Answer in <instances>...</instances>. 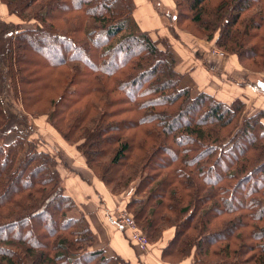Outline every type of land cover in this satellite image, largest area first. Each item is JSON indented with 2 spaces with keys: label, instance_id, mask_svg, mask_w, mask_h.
Wrapping results in <instances>:
<instances>
[{
  "label": "trees",
  "instance_id": "obj_1",
  "mask_svg": "<svg viewBox=\"0 0 264 264\" xmlns=\"http://www.w3.org/2000/svg\"><path fill=\"white\" fill-rule=\"evenodd\" d=\"M177 1L185 3L189 23L209 33L207 41H212L217 32L215 44L218 50L231 54L239 63L249 60L257 65L258 58L264 62V0H172L174 9L179 7ZM0 3L5 4L8 14L20 19L26 18L24 12L36 4L38 14L34 18L50 30L46 35L40 34L39 28L17 34L13 25L0 21V60L5 63L10 79L14 62L19 67L44 68L49 80L41 78L45 81L43 86L50 93L60 94L56 106H61L65 117L74 106L83 102L84 111L77 116L79 124L73 129H80L77 134L84 138L87 149L84 158L88 167L95 171L97 167H93L91 160L98 161L99 167V159L108 152L111 165L118 167L130 160L135 150L139 155H135V161L142 165V172L148 170L150 175L153 174L150 178L155 184L148 190L149 200L151 202L152 197L158 201L155 206H149V200L144 206L138 205L139 211L149 209L147 219L142 222L143 215L133 210L136 224L142 223L143 230L147 227L150 232H158L159 215H163L162 206L167 201L180 203L179 210H173L176 219H179L178 213H189L192 203L196 202L202 220V225L199 224L201 232L207 230L211 222L232 216V220L225 219L220 224L228 237L222 250L211 254L213 257L227 259L250 253L243 263L264 264V111L247 116L242 112L243 104L239 98L231 104L206 93L192 99L189 89H179L182 77L175 70L173 53L168 46L160 45L162 39L153 40L140 32L132 19L134 0H0ZM154 3L160 6V3ZM59 8L67 11L54 12ZM70 13L80 14L74 19L76 23L84 25L88 21L86 26L90 28L97 23L102 27L100 30L105 38H96L95 33L93 39H87L86 57L78 55L77 43L68 38L66 40L71 42L66 44L63 41L66 36L59 32L61 24L66 22L64 16ZM171 13L164 11V18ZM54 21L59 26L54 25ZM171 27L170 32L173 31ZM80 29L75 32L80 33ZM82 31L85 33L83 27ZM37 46L45 50L56 49L60 57L47 61L36 52ZM29 51V57H25L23 54ZM36 58H43L44 62L40 63ZM77 65H83V70ZM19 70L22 74L27 71L24 67ZM38 70L30 71L32 81L36 80ZM14 82L11 89L15 92V102L19 96L28 97L34 93V90L24 89L23 93H17ZM3 100L0 89V209L12 203L20 205L18 200L25 198L26 202L34 204L28 210V218L44 217L41 207L57 208L58 215L66 218L67 211L77 210L78 205L65 193L54 160L37 151L18 159L23 141L17 138L9 145L5 144L4 138L9 133L6 125L12 116ZM51 114L55 115L54 112ZM231 123H234L232 132L222 139L221 131ZM96 147L98 151H93ZM223 181H231V188L222 187ZM135 202L131 201L129 206ZM130 209L128 207V211ZM80 213L82 215L75 223L67 218L60 227L53 222L56 214H52L42 230L47 243L32 244L25 250L20 248L23 255L11 251L12 240L0 238V264H78L77 260L83 256L89 257V263L84 264L96 260V264H109L103 250L96 249L79 257L73 255L81 247H91L94 242L88 220L82 211ZM3 215H0V222ZM160 222L165 224V218ZM17 224L19 222L2 224L0 231L15 229ZM249 226L252 235L250 232L246 235L254 242L246 246L243 234L236 233ZM69 228L76 231L79 242L72 241L75 236L71 239L68 234L60 235ZM196 233H199L198 229ZM15 237L12 239L17 240ZM38 237L42 238L40 234ZM231 241L241 242V250L232 249ZM17 242L25 246L23 241ZM176 244L175 236L162 251L164 262L174 264L166 260L175 257L169 252L170 247L172 253L182 257L176 263L190 257L189 238L181 240L178 247ZM193 245L198 249L197 258L192 256L194 262L207 264L202 258L209 257L210 252L202 248L201 240L198 243L195 239Z\"/></svg>",
  "mask_w": 264,
  "mask_h": 264
},
{
  "label": "rangeland",
  "instance_id": "obj_2",
  "mask_svg": "<svg viewBox=\"0 0 264 264\" xmlns=\"http://www.w3.org/2000/svg\"><path fill=\"white\" fill-rule=\"evenodd\" d=\"M80 1L81 0H76V2H80ZM177 4L179 7H176V9H174V11L171 13L169 17L167 16V20L169 19L168 21H170V25L172 26L171 29L173 30L171 32L172 37H175V35L177 34V30L175 29L176 30L175 31L173 28H177L179 31L181 30L185 31L188 34L191 33L193 37L195 36L194 38L201 41L199 42L200 44L203 45L211 44L213 47L212 53L215 50L216 54L220 53L219 55L225 58L230 57L236 60V58L234 56H231V54L222 52L221 50L217 49L215 44L216 38L218 36L217 32L213 35L212 41H207L206 35H208L209 33H206V31L204 32L203 30L202 32L198 25L190 24L189 21L186 19V17H189V12H186L185 3H183L182 1L181 3H179L177 1ZM180 4H182V6ZM98 5L100 6L101 4ZM35 8H36V4H34L30 9L24 12V17L26 18L20 19L19 16L16 17L14 15H9V18L5 16L6 20H0V21H3L5 24L13 25L14 28L16 29L17 34H21V32H26V31L33 32L38 28H39V32L41 31L40 34H44V35H46L45 33L50 34L49 33L50 30H48V28L46 27L43 28L37 21V18H34L37 17L38 14L37 9L35 10ZM158 9L161 11L163 15H164V11H167L162 7H160L159 5H158ZM55 11L58 13H60L61 11L65 13L67 10L64 8H59L54 10V12ZM64 17L66 22L61 24L62 30L60 29L59 31L60 33H63L62 34L63 36H66L64 37L65 39L63 41H65L66 44H69L71 41L66 39L71 38L75 43H77L76 47H78L79 49L78 55L80 57H86L87 56L86 50H88L89 48V45L87 44V39L88 40L93 39L95 33H96V38L99 37L102 38L104 36L102 31L100 30L102 29V27L97 23L95 25H92V28H90L86 26L88 24V21L84 23V25L80 23H76L77 21H75L74 19L75 17L79 18L80 14L70 13V15ZM9 19H11L12 21H9ZM54 25L59 26L55 21H54ZM82 27L85 29V33L82 31ZM79 28H81L79 30L80 33L77 31L75 32V30H78ZM55 30L58 32L57 29ZM46 37L47 38L45 39L46 41L45 43L48 47L49 38L48 36ZM12 42L13 44L16 45L15 40H13ZM160 45L167 46V42L163 40V42H161ZM160 47L162 48V46ZM35 50L40 55H42V57L47 61L57 60L60 57L59 52L56 49L51 50L47 48L45 50V49H40V47L37 46ZM29 53L30 51L27 54H23V55L25 57L27 56L29 57ZM60 54L62 55V52ZM43 58L42 60L37 59V61H39L40 63L44 62ZM235 65H236L235 66L236 69L234 70L238 71V73L235 74L231 72L234 74V76H236L233 78V80L235 82H239V84L245 88L243 89L244 90L243 92L247 91V93L245 94L243 93V97H240V102L243 104L242 112L247 116H252L261 111H264V95L260 90V88L257 86L258 82L264 81V62H262V60L258 58L257 65H253L252 61L249 60L243 61L242 63H239L236 60ZM22 67L27 69V71L23 74L20 73L19 70V68ZM22 67H19V65L16 62H14V67L12 68V72H11V79H12L11 82V79L9 78V74H6L5 63L3 62V60H0V89H1L2 100L4 99L3 102L6 104V108H9V110L7 111H9L10 115L12 116L11 120L6 125L7 126L6 129L8 130L9 133L4 138L5 144L9 145L13 143L17 138L18 141L20 140L23 141V144L21 145L22 151L18 155V159L24 158V155H26L27 153H31L32 151L48 154L56 164V169L59 173L61 185L62 187L65 188V193H66V184H68L71 179H74V177H77L88 183H90V180L93 181L94 178L100 181V183L110 194V198L112 200L109 202L108 205H106V210H107L106 213L108 214L107 216L108 223L110 221L111 224L113 226H116V228L119 229L121 232H123V230L119 228L116 224V220L120 215L127 213V215L133 220V222H135L133 218V210H135L143 215V219L141 220V222L144 219H147L149 214L148 213L149 209H146L145 211H139L138 205H142V206L146 205L147 200H149L151 196L148 190L151 187H153L155 183H153L150 178V176H152L153 174L150 175V172H148V170L143 173L142 165H137L135 161V155H138V153H136V151L134 150L132 156H130L131 159L126 160L123 164L117 167L111 165L112 158L110 152H108L106 156H104L102 159L101 158L99 159L100 160L99 167L96 165L98 161L91 160L93 167H97L95 171L94 169L91 170L86 164V160L84 158V154H86L87 152L86 151L87 149L85 148L86 144L84 145V140H83L84 138L79 137V135L77 134L78 132H80V129L78 130L73 129L74 126L79 124L78 121L80 119L76 120L77 116H79L84 111V108L82 107L83 102L81 104L74 106L69 112H67L66 115L67 118H66L62 113L61 106L59 107L56 106L60 94L55 91L53 93H50L43 86L45 81L41 80V78H47V80H49L48 76L45 75L46 72L44 68H40V70H38L34 66H22ZM76 67H80L81 70H83L84 68L83 65H77ZM37 70H38L37 73L38 75L36 76V80L32 81V79L29 77V73L30 71H37ZM69 74H71V71L69 72ZM225 74L229 80L230 73L226 72ZM23 78L25 81L22 82ZM13 80H15L14 83L16 86L17 93L18 92L23 93V89L28 90V92L30 90H34V93L30 94L28 97H26V95L25 97L19 96L18 100H16L15 102L14 101L15 95L13 96V93L15 92H13V90L11 89ZM50 84L51 83L49 82V88H51ZM179 89L181 88L179 87ZM191 98L194 99L196 98V96H192L191 94ZM231 102H226V104H231ZM209 103L210 101H207V104ZM174 109H172V111ZM53 112L55 113V115L51 114ZM188 118L189 117H187V119ZM70 120L72 121V123H70ZM262 122H264V120H262ZM83 123L84 122L82 121V126ZM12 128L14 130L10 131ZM233 128H234V123L233 124L231 123L228 127L224 128V130L221 131L220 137L222 139L227 138L232 132ZM206 130H208V128ZM65 137L69 140H66ZM79 147L82 148V151L80 150L78 151ZM93 151H98V147H96ZM147 176H149V178H146ZM223 182L224 183L221 185L222 187L229 186V188H231L232 185L231 181H223ZM67 190H72V189H67ZM35 195L37 197H40L39 194H35ZM93 195L95 194H90V196ZM225 195L229 196V194H225ZM16 197H18V195ZM96 199L100 201V203L106 204L101 201L100 196H97ZM151 200H152L151 202L149 200L150 202L149 206L151 205L155 206V203L158 201V199L157 198L153 199L151 197ZM18 201L20 202V205L18 204L16 205L15 203L14 204L12 203L0 209V215L4 214L1 219L0 225L2 224L8 225L14 222L17 223L19 222V224H17L15 229L7 230L4 229L5 227H3L4 230L0 231V238H7L13 241L14 246H10V247L12 248L11 251L15 252L16 254L23 255L22 251H20V248L25 250V248L29 249V247H31L32 244L37 245L38 243L41 242V245H43L47 243L45 237L42 234V230H45L44 224L50 221L52 214L53 215L56 214L55 217L53 218V222L55 223V225L59 227L61 222L65 221L67 218H71L75 223L79 219L80 215H82L80 213L81 212L80 205L77 203L78 205L77 210L67 211L65 215L66 218L58 215L59 213L56 212L57 208L53 210L51 209V207L49 209L47 208L41 209L42 208L41 207L40 210L41 212H44V217L38 219H32V218H28L30 216V214L28 215V210L32 209L34 204H31L28 201L26 202L25 198H21ZM131 201L132 202L136 201L133 204V206H129V203ZM194 203H192L191 205L192 208L190 209L189 213L184 215L178 213L179 219H176L174 211L177 212L179 210L178 207H180L181 205L178 206L180 203L176 204L175 202L172 203L170 201H167V204L165 203L162 206L164 209L162 211L163 215H159V219H158L159 223L157 225V227H159V229L157 230L158 232H154V231L150 232V230H148L147 227L144 228L143 230L142 223H140V226L138 225V223L136 224V222L134 224L139 229V231L147 238L149 246L150 244L160 242L165 244L164 246L166 247L167 245H170V242L176 236V241H177L176 247H178L181 240H183L186 237L189 238V243L192 246V248H190L189 250L190 257L194 256V259L197 258V254H198V249L196 248L195 245H193L195 244V239H196L198 240V243L201 240V243H203L202 248L210 252L209 257H206V259L202 258L204 262L207 264H216V263L217 264H248L243 262H245L244 260H246V258H248L251 255L250 253L243 257H238L237 255H233L232 257L227 259L225 258L223 259L220 257L217 258L211 255L213 252L221 251L222 248L226 245V239L228 236L226 233L222 231L220 224H222L225 219L227 221L232 220V216L229 217L224 216L214 222H211L208 226V229L201 232L199 224L202 225L201 223L202 220L198 211L197 203L196 205ZM128 207L131 208L129 211H128ZM167 207L171 209L167 210L168 209ZM84 216L86 217L85 214ZM236 216L239 215L236 214ZM164 218L166 220L165 224L164 222H160V220L163 221ZM93 221L94 223H99V220L96 217L93 218ZM77 226L80 225L78 224ZM72 227L77 229V227L74 226ZM160 227H162V229H160ZM196 229H198L199 233H196ZM251 230L252 228L251 226H249L243 231L236 233V234L239 233L243 234V238H242L243 244H246V246H249L254 242L253 240H251V238H247L246 235L247 232H250V234L252 235ZM38 234H40L42 238H39ZM67 234L68 237H71V239L72 237L75 236V239L73 238L72 241L74 242L77 241L75 230L69 228L65 232H60V235L62 237L66 236ZM14 237L17 240L12 239ZM127 238H128V234H127ZM20 240L23 241L22 244H24L25 246L22 247L21 243L17 242ZM230 244L232 245L231 246L232 249L237 248L241 250L242 247L241 242L231 241ZM74 247L76 248L77 244ZM171 249L172 247L169 248V252L171 254H174L175 257H171L166 260L171 263L177 264L176 262L179 261L182 257L178 256V253L176 252L172 253ZM94 250H96L95 240L92 243L91 247H87V246L81 247V249L76 251L75 254L73 253V255L79 257L82 256L83 254H86L87 252H93ZM103 256L105 257V259L108 260L107 262H109V264H122V261L114 255L106 254L104 252ZM235 256H237L238 259H236ZM79 258L80 259L77 260L78 264L89 263L88 256L85 257L83 256ZM90 260H94V259L91 258ZM238 261H241V263H239ZM96 263H98L97 260L96 262L91 264H96Z\"/></svg>",
  "mask_w": 264,
  "mask_h": 264
},
{
  "label": "crops",
  "instance_id": "obj_3",
  "mask_svg": "<svg viewBox=\"0 0 264 264\" xmlns=\"http://www.w3.org/2000/svg\"><path fill=\"white\" fill-rule=\"evenodd\" d=\"M154 2L160 3V6L167 11H174L172 0H134L135 9L132 19L140 32L148 34L155 40L162 39L167 42L175 58V70L182 77L179 87L189 89L192 96L206 93L225 103L243 97V93L247 91L243 92L245 88L233 80L236 77L233 73H238L234 70L236 60L225 58L219 55L220 53L216 54L215 50L212 53L211 44H200V40L177 28H173L177 30V34L172 37L170 22L164 18ZM9 15L6 6L0 3V20H6L5 16L9 18ZM226 72L230 73L229 80ZM66 193L80 205L91 231L96 234L95 249L118 257L122 264H170L164 262L161 257L165 244L160 242L150 244L148 250L143 252L130 243L126 233L121 232L110 221L108 223L106 205L112 200L96 178L88 183L74 177L66 184ZM90 194L95 195L90 196ZM96 195L106 204L100 203ZM95 217L99 223H94ZM177 264L197 263L194 262L193 257H189Z\"/></svg>",
  "mask_w": 264,
  "mask_h": 264
},
{
  "label": "built area",
  "instance_id": "obj_4",
  "mask_svg": "<svg viewBox=\"0 0 264 264\" xmlns=\"http://www.w3.org/2000/svg\"><path fill=\"white\" fill-rule=\"evenodd\" d=\"M134 223L127 213L120 215L116 220L117 226L128 234L130 243L137 249L146 252L149 247L147 238L139 231Z\"/></svg>",
  "mask_w": 264,
  "mask_h": 264
},
{
  "label": "water",
  "instance_id": "obj_5",
  "mask_svg": "<svg viewBox=\"0 0 264 264\" xmlns=\"http://www.w3.org/2000/svg\"><path fill=\"white\" fill-rule=\"evenodd\" d=\"M257 86L260 88V90L262 91V93L264 95V81L263 82H258Z\"/></svg>",
  "mask_w": 264,
  "mask_h": 264
}]
</instances>
